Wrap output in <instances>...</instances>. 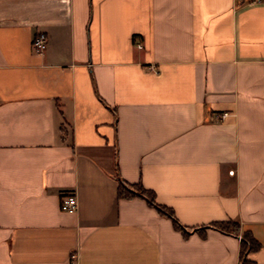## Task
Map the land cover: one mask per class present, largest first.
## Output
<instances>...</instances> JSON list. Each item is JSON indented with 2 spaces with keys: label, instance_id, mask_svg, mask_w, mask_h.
Wrapping results in <instances>:
<instances>
[{
  "label": "crops",
  "instance_id": "obj_1",
  "mask_svg": "<svg viewBox=\"0 0 264 264\" xmlns=\"http://www.w3.org/2000/svg\"><path fill=\"white\" fill-rule=\"evenodd\" d=\"M246 233L264 264V0H0V264H241Z\"/></svg>",
  "mask_w": 264,
  "mask_h": 264
},
{
  "label": "trees",
  "instance_id": "obj_2",
  "mask_svg": "<svg viewBox=\"0 0 264 264\" xmlns=\"http://www.w3.org/2000/svg\"><path fill=\"white\" fill-rule=\"evenodd\" d=\"M118 195L123 198H134L141 197L146 199L148 204L156 208L159 213L170 217L173 221L174 226L182 231H185V228L178 222L174 212L171 209H168L165 206H162L156 202L155 195L152 191L145 189L140 185L129 186L123 180L119 181V190ZM213 228L224 231L226 233L238 235L240 232V225L236 221H227V222H217L211 225ZM186 233V231H185ZM259 243L248 233L242 237L241 245V264L246 262V255L248 252L258 248Z\"/></svg>",
  "mask_w": 264,
  "mask_h": 264
},
{
  "label": "built area",
  "instance_id": "obj_3",
  "mask_svg": "<svg viewBox=\"0 0 264 264\" xmlns=\"http://www.w3.org/2000/svg\"><path fill=\"white\" fill-rule=\"evenodd\" d=\"M48 47V35L40 31L32 39V51L34 54H43ZM141 47V45H139ZM60 208L65 212H76L78 209V199L74 192L62 194Z\"/></svg>",
  "mask_w": 264,
  "mask_h": 264
}]
</instances>
